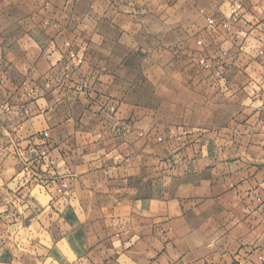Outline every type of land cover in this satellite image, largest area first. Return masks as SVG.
Segmentation results:
<instances>
[{"label":"crops","instance_id":"crops-1","mask_svg":"<svg viewBox=\"0 0 264 264\" xmlns=\"http://www.w3.org/2000/svg\"><path fill=\"white\" fill-rule=\"evenodd\" d=\"M37 1L26 9L27 0H0V264H76L92 255L101 264H264V131L233 133L235 120L245 124L264 112V0H246L248 15L257 16L256 37L243 34L240 49L223 44L235 57L224 92L184 67L180 48L191 38L178 33L176 50L151 49L141 84L135 69L121 74L137 51L118 50L121 37L104 30L117 27L114 20L82 18L75 37L67 29L72 0ZM12 3L26 14L14 19ZM138 3L129 4L128 27L153 20L168 31L194 27L191 2ZM14 26L22 28L16 37ZM71 53L84 55L89 93L77 90V78L55 81ZM31 86L34 93H26ZM104 99L113 113L99 105ZM106 114L132 131L112 136ZM180 125L206 145L179 150L167 174L158 163L165 144L157 140ZM31 145L46 148L69 195L25 181L19 154L30 156Z\"/></svg>","mask_w":264,"mask_h":264},{"label":"rangeland","instance_id":"rangeland-1","mask_svg":"<svg viewBox=\"0 0 264 264\" xmlns=\"http://www.w3.org/2000/svg\"><path fill=\"white\" fill-rule=\"evenodd\" d=\"M63 0H54V2L60 4ZM135 1L139 2V6L141 8H148V1L151 0H72L73 8L71 12V18L73 21V26L67 28L72 36L78 37L81 35L84 29H82L78 24L83 18L87 19H97L101 17L106 22L114 20L118 24L117 27H106L104 30L107 34L110 35L111 38H115L117 40L121 37L122 43L118 46V50L123 52L127 51L128 48L131 47L132 50L137 51V55L135 59L130 60L129 65L125 67L122 71V76L124 78L129 77V69L131 68L130 75L133 74V69L137 71L138 74V83H142V77L140 76V70L146 69L147 67L153 65L149 64V58L146 56L151 49H156L155 53L161 54L163 49H167V51L176 50L178 45L182 46L183 44L177 43L176 35H183V37H187V39L191 38V40L185 43L180 50L183 51L182 55L186 56L188 59L181 60L184 67L190 65L192 70L195 72V76H198L201 82H204L207 85L218 87V92H224L221 89H225L229 85L230 79L227 76L229 69L233 66L235 62V57L226 51L223 47L225 42H231L232 46L237 49L243 45L242 37L243 34L249 36L256 37L257 35V24L254 22L257 19V16L253 13L248 15L247 9V1L246 0H166L170 4H177L182 1L191 2L196 6V12H193L191 22L194 27H191L188 32L180 33L179 31H175L172 28L171 31L165 30L160 25H156V22L153 20L152 26L141 27H128L130 23L129 15L134 14L129 10V4L134 3ZM160 3L161 0H155ZM36 4H38L37 0H27L25 8L31 9L34 7L36 9ZM137 6V5H131ZM10 11L13 14L14 19L20 18L26 14L27 11H22L18 9V6L12 3L10 6ZM234 10L235 13H231V10ZM138 15H141L140 18L144 19V15L136 12ZM47 14L45 11L41 12V17L46 18ZM176 14V13H174ZM87 15V16H86ZM254 15V16H253ZM211 16L214 19V26L210 28L207 26L206 17ZM63 18V17H62ZM17 23V22H16ZM75 23L78 25L76 26ZM264 29V28H263ZM10 35L16 37V35L22 30L17 26L10 27ZM132 33L131 35H129ZM264 31V30H262ZM191 32V34H190ZM193 32V33H192ZM252 32V33H251ZM125 33V35L121 34ZM113 40V39H112ZM159 40H163V45L161 42H157ZM201 41V43H198ZM251 45V44H250ZM77 45H74V49ZM172 49V50H170ZM263 49V48H262ZM262 49L255 48L254 46L248 47V51H255L257 54L262 53ZM78 51V50H76ZM77 53H71L67 58H64L62 62L58 65L57 71L54 75L55 81L58 83H68L69 81L74 82L73 78H77L75 82V87L79 92L89 93L91 86L90 80L86 78L82 73V64L85 61L84 55H76ZM203 60V62H200ZM91 67L93 70H96V63L92 60ZM157 62L160 60L157 59ZM160 66V64H157ZM6 67L5 64L0 62V69ZM94 72V71H93ZM15 74V73H14ZM17 77V75H15ZM13 75V77H15ZM92 79L94 80V74L91 73ZM1 78V77H0ZM141 80V81H140ZM217 88V89H218ZM226 91V90H225ZM216 92V93H218ZM26 93L32 94L34 93V88L28 87ZM219 94V93H218ZM27 95V94H26ZM21 95H17L20 98ZM241 96V95H239ZM25 98V96H23ZM21 97V98H23ZM16 100V99H14ZM99 105H103L105 107V113H113L115 111L114 104H110L108 99H104L100 101ZM253 109V113L258 109L256 107H251ZM260 111V110H259ZM109 114H106L105 118L108 119V124L105 125V130L108 129L111 132L112 136L119 137L123 136L132 131V124L127 122L125 124H116L113 123L112 119L108 117ZM240 120H235L236 123L233 133H240V129L252 131L254 133H259L264 131V112H258V114L254 117V119H250V121L244 122ZM221 120V124L222 125ZM244 124V127H242ZM242 125V126H241ZM181 126V125H180ZM174 129V128H172ZM176 131V128H175ZM170 131L168 138L161 139L158 138L157 141L164 143L165 146L163 150H166L159 158V165L162 164V168L166 171L165 173L175 169L178 163L177 153L179 150H182L184 147L190 148L197 144L198 146L206 145V139L202 137V135H198L197 138L201 140L196 141L189 135H192L190 132H187L182 126L179 128V132ZM186 139H181L183 135H187ZM140 136V134H138ZM202 137V138H201ZM252 141V140H250ZM254 144L256 139L253 140ZM183 145V143H185ZM221 141H219L220 144ZM193 149L195 146L192 147ZM168 149V150H167ZM30 153V156L20 155L21 163L23 162V174L25 181L33 187L38 186V188L42 189L46 193L51 195H61L66 196L61 192H58V183L66 182L63 178H59L55 171L47 172L43 170V166L37 164L38 155L41 150H45L46 148H39L36 145H31L27 148ZM169 152V153H168ZM48 154V152L46 151ZM48 156L52 158L49 154ZM53 159V158H52ZM55 166V162H54ZM54 168V167H53ZM55 169V168H54ZM37 171V172H36ZM54 181V183L52 182ZM69 193L70 194V185L68 182ZM46 185V187H45ZM100 258L98 256L92 255L91 257H87L85 261H78L76 264H101Z\"/></svg>","mask_w":264,"mask_h":264},{"label":"built area","instance_id":"built-area-1","mask_svg":"<svg viewBox=\"0 0 264 264\" xmlns=\"http://www.w3.org/2000/svg\"><path fill=\"white\" fill-rule=\"evenodd\" d=\"M231 13H235V11L232 9ZM206 22H207V26H209L210 28H212L214 26V19L211 16L206 17ZM198 43H201V41H198ZM200 62H203V60H200ZM44 135L46 136L47 133L44 132ZM37 157H38V159H37L36 165L40 164L41 166H43V170H45L47 172H52V170H54V168H53L54 167V160L48 156V154L46 153L45 150H41L40 154ZM52 182L54 183V181H52ZM45 187H46V185H45ZM57 190H58V192H61L64 195H67L69 193L68 184L66 182L58 183ZM258 259L261 262H264V254H260L258 256Z\"/></svg>","mask_w":264,"mask_h":264}]
</instances>
